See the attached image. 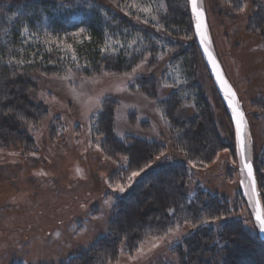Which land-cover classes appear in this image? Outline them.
<instances>
[{
  "label": "rangeland",
  "instance_id": "obj_1",
  "mask_svg": "<svg viewBox=\"0 0 264 264\" xmlns=\"http://www.w3.org/2000/svg\"><path fill=\"white\" fill-rule=\"evenodd\" d=\"M182 3L177 1L176 7H180ZM201 3L205 12L207 11L212 48L226 77L234 83L233 88L242 108L250 112V121L246 119L245 138L247 157L251 160L263 141V124L261 119H256L254 111L259 110V107L254 102L257 91L264 92V29L259 31L258 37L245 34L246 31L243 30L235 31L230 28V22L234 23L236 17L233 13L226 14L224 10L233 6L235 9L240 7V10L248 11L250 7L256 9L258 4L255 0H201ZM132 4L139 8L151 4L152 15L161 0H126L119 8L124 13L137 17L140 13L135 8L130 9ZM229 31L235 34L238 31L241 39L230 42ZM69 33L76 35L66 36ZM23 34L24 41L34 46L39 44L37 51L34 50L29 58H34L36 54L44 58L49 54L60 72L42 77L38 86L39 99L44 102L48 112L40 133L31 143L36 151L25 155L19 151H0V264H62L81 250L87 249L106 230L111 216H114L115 196H122V193L114 194L108 185L126 182L130 174V171L117 177L113 174L117 167L126 164L125 157L115 154L103 137L101 144L107 151L97 150L96 138L101 135L98 134L95 122L98 109L102 108L104 101H115L114 136L122 139L134 134L146 140H163L169 146L165 149V154L177 155L179 151L170 149L171 132L162 104L137 90L140 81L128 80L125 76V73L131 71H100L98 74L91 73L92 70L89 72L90 61L77 48L88 38L85 30H69L56 36L45 26L35 30L27 24ZM106 34L104 43L99 48L106 55L121 54L128 57L129 51L137 53L144 46L138 34H131L127 30H124L125 36L111 32ZM185 37L190 40L192 35ZM133 40L137 41L136 44L132 48L126 47ZM105 48L108 49L107 52L101 51ZM168 49V46L158 44L152 50V64L143 65L137 74L143 73L146 77L155 79L158 97L176 92L189 100L182 106L181 112L184 116L190 115L193 113L192 100L195 92L192 87L186 86L189 77L180 56H165ZM145 57L149 58L148 55ZM167 58L169 59L165 60ZM77 65L81 67L77 68ZM194 79L211 107L220 138L229 147L230 141L235 139L234 129L205 64L199 57ZM177 81L180 83H176ZM172 85L174 87H169ZM55 117H59L64 129L57 125L51 135H48L47 128ZM59 132H63V135L60 136ZM230 148L222 149L218 154L219 160L209 165L210 167L205 165L201 168L208 170L204 177L206 184L209 183L211 188L232 198L241 190L240 181L244 174L241 173L237 151L235 157ZM170 158L173 159L171 156ZM194 165L196 170L197 166ZM153 196L150 193L146 200L148 205L153 204ZM106 200L110 203L106 204ZM144 205L147 204L134 202L133 212L140 213ZM249 207L252 210L251 202ZM178 228L176 240H181L186 230L194 227L191 224H181ZM161 236L164 235H148L136 251L120 256L112 264H153L164 245L169 244L167 237L164 241L153 240V237ZM154 243L156 247H153Z\"/></svg>",
  "mask_w": 264,
  "mask_h": 264
},
{
  "label": "trees",
  "instance_id": "obj_2",
  "mask_svg": "<svg viewBox=\"0 0 264 264\" xmlns=\"http://www.w3.org/2000/svg\"><path fill=\"white\" fill-rule=\"evenodd\" d=\"M125 1L72 0L68 4V0H0V151H19L24 155L36 151L31 143L40 133L48 112L44 102L39 99L38 86L42 77L60 72L49 54L44 58L40 54L29 58L34 50L37 51L39 44L34 46L24 41L23 30L27 24L35 30L45 26L56 36L84 28L88 38L77 48L90 61L89 72L92 70L93 74L100 71L130 72L146 55L149 58L143 65L152 64V50L158 44H164L169 48L165 56H180L183 61L189 77L186 86L192 87L195 92L193 113L183 115L182 106L189 100L180 97L179 93L171 92L165 94L166 97H158L156 81L151 76L149 78L138 73L134 79L140 81L137 90L162 104L171 132L170 149L179 152L177 155L168 153L166 155L169 159L156 161V156L169 147L165 141L146 140L134 134L122 139L114 136L115 101H104L95 122L98 134H104L103 139L115 154L130 158V164L126 161L127 170L120 166L113 174L117 177L138 170L149 161L152 167L138 177L122 196H115L114 216H111L106 230L87 249L62 264H112L120 256L136 251L148 235H165L168 229H175L181 224L195 227L186 230L181 240L173 237L171 243L164 245L153 264H264V241L254 227L247 198L241 190L229 198L211 188L204 178L208 170L201 168L217 162L218 154L224 148L231 147L235 155L236 142L232 139L229 147L224 144L216 130L211 107L201 87L195 82L194 71L198 57L201 59V56L192 26H189L187 0H161L167 12L161 10L152 14L157 16L160 25L170 35L157 32L152 23L144 24L143 19L137 21L135 15L124 13L119 7ZM177 1L183 2L180 7H176ZM255 2L258 4L256 9L250 7L248 11H242L240 7L235 9L231 6L227 8L228 11L224 10L226 14L233 13L236 17L234 23L230 22V28L246 31L245 34L251 36H257L264 29V0ZM117 4L119 7H116ZM124 30L138 34L144 44L141 45L143 48L137 53L129 51L128 57L100 52L99 48L107 32L123 36ZM230 31V42L241 39L238 31L237 34ZM188 35H192L190 40L185 37ZM255 96L254 103L259 110L254 112L256 119L262 120L263 141L258 146V153H253L251 161L257 178L259 199L264 207V176L261 175L264 171V92L257 91ZM243 110L249 122L250 112L244 107ZM225 113L230 121L228 111ZM57 125L64 129L59 117L53 118L47 128L48 135ZM59 133L63 135V132ZM252 148H255L254 141ZM189 161L196 164V170L190 166ZM150 193L154 198L153 204L148 205L146 200ZM134 202H145L147 205H144L140 213H134ZM217 216L224 218L216 220ZM205 220L209 222L202 223Z\"/></svg>",
  "mask_w": 264,
  "mask_h": 264
},
{
  "label": "snow or ice",
  "instance_id": "obj_3",
  "mask_svg": "<svg viewBox=\"0 0 264 264\" xmlns=\"http://www.w3.org/2000/svg\"><path fill=\"white\" fill-rule=\"evenodd\" d=\"M72 0H68V4H71ZM119 7V4L116 5ZM187 6H190L191 15L189 17V26L191 27L194 22V37H199L200 46L203 48V54L207 58L208 64L211 66L212 73L215 76L216 83L219 85L221 91L223 92L224 98L227 101L228 107L231 110V117L230 120L234 122L235 125V139H236V146H237V154L240 156V163H241V173L244 175V178L241 180L243 184L246 194L248 195V199L252 204L253 212L251 216L254 218V227L258 228L259 232L264 234V207L261 206L260 200L257 199V178L254 174V167L253 163L247 157V141L245 139L244 128L246 127V120L244 112L242 111V106L240 104L239 99L237 98L236 92L233 90L232 86L229 84L227 79H225L221 67L214 56L213 52L209 48L210 44V37L208 32V25L206 21V13L202 6L201 0H187ZM62 7H67V5H62ZM131 8H135L140 15L137 16V21L141 20V16H143L142 22L144 24L152 23L153 26L156 28L157 32L165 33L166 35H170L167 33L164 26L160 25L159 19L157 16L151 15L152 13V6L149 4L147 7L139 8L136 4H132L129 6ZM71 10V9H68ZM163 10L165 13L167 12L166 6L161 3L157 6L156 11L160 12ZM84 28H80V32H83ZM76 33H69L66 36H75ZM136 40H133L131 44L126 45L128 48H132L133 45L136 44ZM119 43V42H116ZM67 47H71V45H67ZM101 51L107 52L108 49H102ZM75 60V57L73 58ZM148 57H144L140 64H137L136 67L132 68L130 73H125V76L128 80H132L135 78L138 70L142 67V65L147 61ZM81 66L77 65V68ZM86 67V66H85ZM71 71V70H70ZM176 83H180L177 81ZM174 87V85L169 86ZM98 111H101L98 109ZM103 133L101 136L96 138V147L98 151H107L101 144V137H103ZM228 151V149H225ZM156 161H160L161 159H169L167 155L161 152L158 156H156ZM125 161L130 164V158L125 157ZM191 164L192 162L189 161ZM125 167L127 170L128 164L121 165ZM195 167V165H192ZM152 167V162L149 161L145 163L142 167H139L138 170H133L127 176L126 182H117L115 184L109 183L108 187L112 189L113 193H124L127 189H129L135 182L136 178L140 177L142 173H144L147 169ZM261 175L264 176V171L261 172ZM105 203H110L109 200H106ZM222 216H217L215 219L220 220L223 219ZM208 220L202 221V223H208ZM214 222V221H213ZM248 223V221H245ZM195 227V225H193ZM179 228L176 229H168L164 236L159 238L153 237V240L164 241L165 238H168V242H172V237H178ZM153 247H156V244H153Z\"/></svg>",
  "mask_w": 264,
  "mask_h": 264
},
{
  "label": "water",
  "instance_id": "obj_4",
  "mask_svg": "<svg viewBox=\"0 0 264 264\" xmlns=\"http://www.w3.org/2000/svg\"><path fill=\"white\" fill-rule=\"evenodd\" d=\"M187 7H188L189 13H190V15H191V9H190V6H187ZM203 8H204V7H203ZM204 10H205V9H204ZM205 13H206V12H205ZM206 21H207V16H206ZM207 25H208V24H207ZM192 31H193V36H194V31H195V29H194V22H193V24H192ZM208 32H209V29H208ZM209 37H210V35H209ZM194 40H195V43H196L197 49H198V51H199V54H200V56H201V59H202L203 63L205 64V67H206V69H207V72H208V74H209V77H210V79H211V81H212L214 87L216 88V90H217V92H218V94H219V97H220V99H221L223 105L225 106L226 110L228 111L229 118H230V117H231V110H230L229 107H228V104H227V101H226L225 98H224L223 92L221 91L219 85L216 83L215 76H214L213 73H212V69H211V66L208 64L207 58H206V57L204 56V54H203V48L200 46L199 37H194ZM209 48H210V50L213 52L214 56L216 57V59H217L219 65H220V67H221V70H222V73H223L225 79H227V81L229 82V84L232 86V84L230 83V81L228 80V78L226 77V75H225V73H224V70H223V68H222V65H221V63H220L218 57H217L216 54H215L214 48H212L211 41H210V44H209ZM232 88H233V86H232ZM233 90L235 91L234 88H233ZM235 92H236V91H235ZM236 94H237V93H236ZM237 98H238V96H237ZM240 104H241V103H240ZM241 106H242V105H241ZM242 111L244 112L243 108H242ZM244 115H245V113H244ZM245 120H246V116H245ZM230 121H231V120H230ZM231 124H232V126H233L234 134H235V125H234V122L231 121ZM246 126H247V121H246ZM245 133H246V127L244 128V134H245ZM245 139H246V138H245ZM235 141H236V139H235ZM236 151H237V146H236ZM237 155H238V154H237ZM238 158H239V162H240V156H239V155H238ZM249 160H250V159H249ZM250 161H251V160H250ZM251 162H252V161H251ZM240 166H241V163H240ZM244 175H246V173H245ZM243 178H244V177H243ZM240 188H241V192L245 195V197L247 198L248 202H250L249 199H248V195L246 194V190H245L243 184L241 183V181H240ZM257 199H259L258 190H257ZM259 200H260V199H259ZM260 203H261V202H260ZM251 206H252V204H251ZM261 206H262V205H261ZM251 212H253V208H252ZM253 220H254V218H253ZM257 233H258V236L260 237V239H261L262 241H264V234L260 233L259 230H258V228H257Z\"/></svg>",
  "mask_w": 264,
  "mask_h": 264
}]
</instances>
